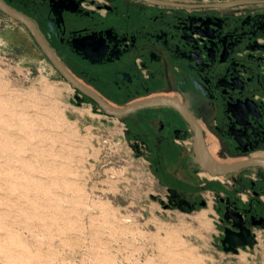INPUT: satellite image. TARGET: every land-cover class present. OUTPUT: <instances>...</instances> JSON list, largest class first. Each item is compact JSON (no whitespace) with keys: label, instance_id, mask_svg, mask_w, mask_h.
I'll list each match as a JSON object with an SVG mask.
<instances>
[{"label":"rangeland","instance_id":"374dc122","mask_svg":"<svg viewBox=\"0 0 264 264\" xmlns=\"http://www.w3.org/2000/svg\"><path fill=\"white\" fill-rule=\"evenodd\" d=\"M146 127L78 94L0 12V264H264V230L223 250L217 181L177 145L142 143Z\"/></svg>","mask_w":264,"mask_h":264},{"label":"water","instance_id":"95a60500","mask_svg":"<svg viewBox=\"0 0 264 264\" xmlns=\"http://www.w3.org/2000/svg\"><path fill=\"white\" fill-rule=\"evenodd\" d=\"M50 1L59 6L60 25L64 24L65 16L68 27L74 28V0ZM115 1L109 0L110 3ZM142 1L148 4L142 8V15H128L122 0L109 7L107 13L95 11L90 22L93 31L88 36L105 34L103 39L107 49L101 55L113 57L117 53L114 58L121 60L123 67L129 69L131 66L137 68V57L154 55L151 60L160 77L170 73L179 85L190 87L196 93L197 104L214 124L224 145L229 148L233 144H247L252 152L257 150L264 144V10L255 8L242 14L219 11L237 6V1L233 0L214 6L174 7L177 8L174 13H165V16H171L172 21L156 20L145 14L153 6L161 4L156 0ZM0 12L22 24L63 79L72 88L79 89L106 115L122 117L140 109L159 106L174 109L193 132V161L197 164L194 172L202 170L211 177H217L251 168L262 170L259 171L262 174L260 179L253 181L254 187L258 185L249 203L254 211L262 210L264 156H246L231 162L217 160L206 146L199 122L177 96L157 94L122 105L109 103L74 77L45 42L32 18L10 5L8 0H0ZM70 35L73 36L74 31ZM86 37L81 36L80 40ZM232 213L239 218L240 224L224 214L226 220L239 229L237 235L246 237L234 246L253 247L256 240L246 224L247 213L242 208ZM226 239L227 236L224 241Z\"/></svg>","mask_w":264,"mask_h":264},{"label":"flooded vegetation","instance_id":"af4514ba","mask_svg":"<svg viewBox=\"0 0 264 264\" xmlns=\"http://www.w3.org/2000/svg\"><path fill=\"white\" fill-rule=\"evenodd\" d=\"M8 1L10 5L20 9L35 21L36 27L45 42L52 48L57 58L64 62L74 77L88 88L96 91L109 103L122 105L145 96L166 94L170 91H176L183 98V100L180 101L188 107L189 111L202 127L206 146L211 155L217 160L228 162L250 156L258 151H264V144L259 146V148L253 152L250 150V145L247 144H233L229 148L224 145L220 141L216 129L213 127L214 124L209 121L207 114L204 113V115H202L196 110L197 108H200L196 102V93L190 87L179 85L170 73H168V76L163 78L160 77L154 69V62L151 60L155 58L154 55L150 58L148 55L145 57H137L136 61L138 66L136 69H134L133 66H131L132 69H129V67H123L122 61L114 58L117 56V53H115L113 57H108L107 54L105 56L101 55L107 49L106 41L103 39L105 34L102 33L100 36L97 34L88 36L93 31L90 26L91 18L92 16H95V11L107 13L109 7L119 4L121 0H116L114 3H110L109 0H74V28L68 27L64 14V24L60 25L61 18L58 15L60 9L54 0H52L54 1L53 3H51L50 0ZM122 1L123 5L126 6V0ZM154 7L155 8H152L145 14L146 17L156 20L166 19L172 21L171 16H165V13H174L177 9L172 8L171 6L158 8L159 5H155ZM131 10H133L132 14H143V11H141L142 7H137ZM124 11H126V8H124ZM71 31H74L73 36L70 35ZM81 36L87 37L84 40H80ZM74 90H76L78 94L84 96L79 89L74 88ZM159 107L144 108L135 113L125 115L129 116L134 114L132 116H135V120L144 128L149 125V127H146V132L148 131L149 134L140 135L138 139L144 144H153L155 151V149L158 148V145L163 143L172 145V140L174 138H183L184 140L189 141L193 157V132L190 130L188 124L174 109L169 107H166L165 109H156ZM165 112L169 116L177 117L179 120L177 119L174 124V121H166V119L162 117H157L160 113ZM156 119H160L163 123L157 128L150 129L152 128L153 121ZM128 123L131 124L132 122L128 119ZM207 129H209L214 135L218 147V150L215 152L209 149L206 142ZM158 149H156V151ZM226 176H229V174ZM246 184H249L248 187L251 191L246 192L245 189L241 191L244 199H242L241 195H237L239 190H235L232 194L224 196L219 194L217 197V212L221 216L220 246L223 250L232 253H237L241 249H246V247L234 246V243L242 241L246 237L244 234L237 235L239 229L234 228L231 222L226 220L224 214L233 217L234 222L240 224L239 218L234 215L232 211L242 208V210L247 213L246 224L251 229V232L254 233L256 243V231L259 229L264 230V206L260 211H254L249 206V203L252 202L254 197L253 190L258 184L255 187L252 185L253 181H246ZM231 209L233 210L230 211ZM225 236H227V239L224 241Z\"/></svg>","mask_w":264,"mask_h":264},{"label":"crops","instance_id":"0c3cea01","mask_svg":"<svg viewBox=\"0 0 264 264\" xmlns=\"http://www.w3.org/2000/svg\"><path fill=\"white\" fill-rule=\"evenodd\" d=\"M224 1H233V0H156V3H159V4H166L165 6H171L172 8L174 7H205V6H214V5H218ZM234 1H237V6L233 7V8H229V9H220L219 11H228V12H231V13H235V14H242V13H245L249 10H253L255 8H259V9H262L264 10V0H234ZM159 5L158 8L160 7H163ZM148 6L147 3L143 2L142 0H126V13L129 15V14H132L133 10L131 9H135L137 7H146ZM158 6V5H157ZM153 8H155L153 6ZM189 9V8H188ZM165 95H168V96H177V98L179 100H183V98L181 97V95L176 92V91H170L168 93H166ZM185 101V99H184ZM166 107H159V108H156V109H165ZM168 109V108H167ZM200 114L204 115L203 113V110H201L200 108H197L196 109ZM134 115V114H132ZM132 115H129V116H132ZM206 142L208 144V147L210 150L212 151H217L218 150V147H217V144L215 142V138H214V135L213 133L207 129L206 131ZM172 145L173 147H175V145H177L178 147L181 148V150L184 152L189 153L190 155V158H191V161L197 166V164L193 161V157H192V154H191V146H190V143L189 141L187 140H184L183 138L181 139H177V138H174L172 140ZM250 156H264V151H258V152H255L253 154H251ZM243 158V157H242ZM237 160V159H235ZM234 161V160H232ZM228 162H231V161H228ZM196 167H192V170L194 172V169ZM180 168H176V170L179 171ZM253 169V172H251L250 174V180L248 181H258V177H256V174L257 172L256 171H262L260 170L259 168H251ZM175 170V171H176ZM201 172H204L207 174V176H204V179L202 180L201 183H205V184H209V182L211 180H216L217 181V184L220 186L219 188V194L224 196V195H227V194H232L235 190H239L237 193V195H243L242 192H241V189L239 188L240 187V184H239V180H240V177H239V172H235V174H233L232 176H217V177H211L207 172L205 171H198L196 174L198 176L201 175ZM248 176V175H247ZM246 192H250L251 189L248 187L245 189ZM209 192V191H207ZM244 196H242V199Z\"/></svg>","mask_w":264,"mask_h":264},{"label":"trees","instance_id":"16d2710c","mask_svg":"<svg viewBox=\"0 0 264 264\" xmlns=\"http://www.w3.org/2000/svg\"><path fill=\"white\" fill-rule=\"evenodd\" d=\"M88 99V98H87Z\"/></svg>","mask_w":264,"mask_h":264}]
</instances>
